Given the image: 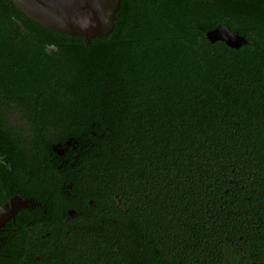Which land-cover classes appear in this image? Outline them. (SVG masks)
Wrapping results in <instances>:
<instances>
[{
  "label": "trees",
  "instance_id": "1",
  "mask_svg": "<svg viewBox=\"0 0 264 264\" xmlns=\"http://www.w3.org/2000/svg\"><path fill=\"white\" fill-rule=\"evenodd\" d=\"M220 25L250 44L211 43ZM7 82L31 85L39 112L59 109L86 134L122 204L125 260L216 264L214 247L239 241L230 223L250 204L264 211V0H122L114 30L91 41L0 0Z\"/></svg>",
  "mask_w": 264,
  "mask_h": 264
},
{
  "label": "flooded vegetation",
  "instance_id": "2",
  "mask_svg": "<svg viewBox=\"0 0 264 264\" xmlns=\"http://www.w3.org/2000/svg\"><path fill=\"white\" fill-rule=\"evenodd\" d=\"M29 87L0 85V264H140L123 257L122 204L86 157V134L59 109L39 112ZM251 207L228 228L239 241L214 247L216 264H264V211Z\"/></svg>",
  "mask_w": 264,
  "mask_h": 264
},
{
  "label": "water",
  "instance_id": "3",
  "mask_svg": "<svg viewBox=\"0 0 264 264\" xmlns=\"http://www.w3.org/2000/svg\"><path fill=\"white\" fill-rule=\"evenodd\" d=\"M28 19L69 36L87 41L107 37L113 30L122 0H9ZM211 43L223 42L239 49L250 42L220 25L206 35Z\"/></svg>",
  "mask_w": 264,
  "mask_h": 264
}]
</instances>
